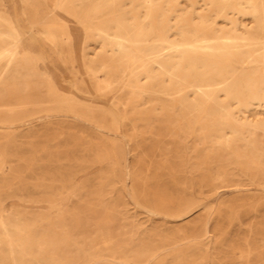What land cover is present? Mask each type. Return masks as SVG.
I'll return each mask as SVG.
<instances>
[{
  "label": "rangeland",
  "instance_id": "374dc122",
  "mask_svg": "<svg viewBox=\"0 0 264 264\" xmlns=\"http://www.w3.org/2000/svg\"><path fill=\"white\" fill-rule=\"evenodd\" d=\"M56 3L0 0V222L12 228L0 264H264V54L220 59L237 82L257 81L246 103L218 92L230 120L192 88L184 105L163 99L170 117L133 82L183 44V27L251 42L264 0ZM47 7L54 17L40 19ZM118 21L133 64L114 54ZM5 68L16 71L4 80ZM213 122L229 141L207 132Z\"/></svg>",
  "mask_w": 264,
  "mask_h": 264
},
{
  "label": "bare ground",
  "instance_id": "6f19581e",
  "mask_svg": "<svg viewBox=\"0 0 264 264\" xmlns=\"http://www.w3.org/2000/svg\"><path fill=\"white\" fill-rule=\"evenodd\" d=\"M65 4H66V0H57V3H56L57 6H61V7ZM53 12H54L53 9H50L48 7L44 8V12H42L40 19L48 20V18H53L54 17ZM103 14H105V13H101V12L97 13V15L95 17L96 19L94 20V22L96 24H98L100 17H102ZM253 22H255V20ZM258 24H260V26L262 27V28L260 27L261 30L264 29V19H262L260 21V23H258ZM212 27H214V26H212ZM212 27H209V26H207V28L206 27L204 28L202 26L201 27L199 26L197 28H193V27L191 28L190 26L186 27V28L183 27V30L185 33V35H184L185 41L183 42V44H172V45L166 44V46L162 47L160 55L165 54L170 49H174L175 52L166 53V55L163 57L162 60H155L154 63L156 65H150V67L146 69L145 75L147 78V82L145 83V85L140 84L138 80L133 81L136 84V87L137 88L139 87V89L142 92H144V93L147 92L148 94L153 93L152 95L157 94L158 98L162 101L161 109L163 110L165 115L170 116L172 103L168 102V100L163 101V99L165 97H167V95H169L171 100H174V102H178V104H179L178 99H180V100H182V102L180 101V103L182 105H184V104H186V101H187L186 100L187 98L184 96L185 92L188 88H192L199 95L200 100L204 102L205 107L214 106V109L216 110L217 116H220V117L223 116V117H226L228 120H230L231 118L228 115V110L224 106L222 101L219 99L218 92L221 90L224 91L226 94V96H225L226 99L234 100L235 98H238L242 103H244V102L246 103V101L252 95V91L254 89H257L255 87H253L254 85L257 86V81H255V83L252 87H250L249 85H247L245 83L237 82L236 81L237 80L236 79V70L233 69L232 67L223 68L220 71L217 70V67L219 66L220 59H223L225 61H234V60L244 59L245 61H247V60H252L251 58L256 57L259 52H262L264 54V32L258 31L256 33L254 39H252V41L249 43L243 42V41H248V39L242 38V37L238 36L237 34L233 33V35L229 38L224 37V39H227L230 41L223 43L224 41H221V42L218 41V38L216 36V31H214L213 30L214 28H212ZM114 30H115V33H114L115 35L113 36V38L114 39L117 38V44L114 47V51H115L114 54L119 55L120 57H122V59H125L128 63L133 64L132 62L134 61L133 59L135 57L133 55L129 54L128 51L125 50V48H124L125 46H124V43L122 40V39H124V40L129 39L130 40L131 39L130 36H132V34H130V32L125 29L124 23L122 21L116 22ZM122 30L124 31L125 34H127L126 38L123 35L117 34L118 31H122ZM13 36H14V34L13 35L9 34L8 35L9 39L5 40L6 43L13 44V42H14ZM110 37H112V36H110ZM4 39H5V37H4ZM238 40H240L242 42H240ZM245 47H248L247 50L244 49ZM238 50H240V51H238ZM12 52L14 53L15 51L13 50ZM9 56L11 57V55H9ZM8 60H10V59H8ZM8 60L6 59V61H8ZM117 62H119V61H117ZM0 64H1V62H0ZM4 64H5V62H4ZM4 66L2 65V69ZM101 67L103 68V66H101ZM9 68H5L3 70V73H2L3 76L2 77L4 78V80L6 79L5 75L6 74L8 75V73L10 74V72H8V70H7ZM14 68H15V66H14ZM95 68L100 69L99 67H95ZM104 68H105V66H104ZM12 71H16V70L11 69V74H12ZM97 71H96V73H97ZM0 72H2V71H0ZM11 74H10V76H11ZM111 74L113 75V72ZM129 75L130 74H126L125 75L126 78L129 77ZM125 76H124V78H125ZM17 77L18 76H16V78ZM167 77H168V80H166ZM154 79H157L156 80L157 82H155V83L152 82ZM4 80H2V81H4ZM11 80H12V78H11ZM7 83H8V81H7ZM0 84H1V81H0ZM14 84L16 85V83H14ZM102 84H104V83L102 82ZM111 84H114V83H111ZM126 85H128V84H126ZM156 86H159V88L157 89ZM124 89H126V88H124ZM260 89H261L260 95L263 96L264 95V86H261ZM30 95H32V94H30ZM12 98H16V97H12ZM5 100L7 101L8 99H5ZM5 100H4V102H5ZM197 100L199 101V99H197ZM114 101H116V100H114ZM201 101H199V102H201ZM11 102H13V100ZM117 102L118 101H116V103ZM174 104H176V103H174ZM1 105H2V103H1ZM10 105L11 104H9V106ZM5 109H7V108H5ZM159 109H160V107H159ZM123 110H124V108H123ZM144 111L147 112L146 110H144ZM131 113H133V112H131ZM126 115H127V113H126ZM169 130H171V129H169ZM147 132H149V131H147ZM207 132L210 133L211 136L218 142L219 141L227 142L230 140L226 137V133L223 132L221 126H219V128H218V125L216 124V122H213L212 124H208ZM95 134H97V133H95ZM229 148L232 149L233 147H229ZM0 224H2L1 229H0V235L1 236L3 235L6 238L9 237L10 231L12 229L10 226V223H7V221L1 219ZM105 226L107 227V225H105ZM111 241H113V240H111ZM10 248H11V245H10ZM12 257H14V256H12Z\"/></svg>",
  "mask_w": 264,
  "mask_h": 264
}]
</instances>
